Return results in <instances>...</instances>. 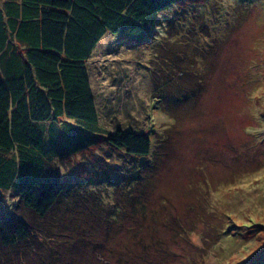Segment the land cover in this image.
Masks as SVG:
<instances>
[{"label":"rangeland","instance_id":"374dc122","mask_svg":"<svg viewBox=\"0 0 264 264\" xmlns=\"http://www.w3.org/2000/svg\"><path fill=\"white\" fill-rule=\"evenodd\" d=\"M171 9L153 39L106 35L86 64L99 133H146L153 151L55 144L43 179L61 196L43 218L16 210L30 229L0 264H240L264 247V0ZM16 202L0 201L8 239Z\"/></svg>","mask_w":264,"mask_h":264},{"label":"trees","instance_id":"16d2710c","mask_svg":"<svg viewBox=\"0 0 264 264\" xmlns=\"http://www.w3.org/2000/svg\"><path fill=\"white\" fill-rule=\"evenodd\" d=\"M184 1L20 0L15 8L9 2L0 8V201L5 194L17 199L7 220L14 233L8 239L0 226V245L27 239L30 228L18 208L37 218L53 213L62 185L56 177L43 179V172L55 144L80 148L101 137L127 154L153 151L146 133H99L104 128L86 64L106 35L128 45L153 39L160 20L171 23L168 13ZM170 31L160 34V42ZM170 64L171 79V68L179 69ZM240 264H264V247Z\"/></svg>","mask_w":264,"mask_h":264},{"label":"crops","instance_id":"0c3cea01","mask_svg":"<svg viewBox=\"0 0 264 264\" xmlns=\"http://www.w3.org/2000/svg\"><path fill=\"white\" fill-rule=\"evenodd\" d=\"M9 2V5L12 7V8H15L17 6H19V3H20V0H14L13 2L10 3V0H0V8H4L5 4ZM7 7V6H6Z\"/></svg>","mask_w":264,"mask_h":264}]
</instances>
